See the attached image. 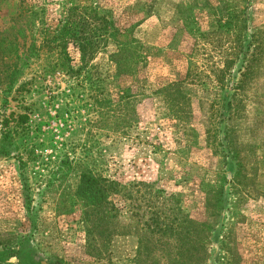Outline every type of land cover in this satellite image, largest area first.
Listing matches in <instances>:
<instances>
[{"label": "rangeland", "instance_id": "1", "mask_svg": "<svg viewBox=\"0 0 264 264\" xmlns=\"http://www.w3.org/2000/svg\"><path fill=\"white\" fill-rule=\"evenodd\" d=\"M86 1L110 34L88 63L92 86L66 96L71 79L39 78L57 57L46 30ZM253 31L263 51L250 73L240 71L252 47L222 76L239 36ZM66 51L77 65L72 42ZM174 82L183 119L158 92ZM233 98L237 111L226 108ZM83 165L135 184L133 194L171 195L201 234L181 248L121 198L109 239L89 251L74 196ZM0 264H264V0H0Z\"/></svg>", "mask_w": 264, "mask_h": 264}, {"label": "trees", "instance_id": "2", "mask_svg": "<svg viewBox=\"0 0 264 264\" xmlns=\"http://www.w3.org/2000/svg\"><path fill=\"white\" fill-rule=\"evenodd\" d=\"M227 23L230 24V21ZM109 26L110 22L106 17L99 15L96 6L92 3L86 1L83 4L71 5L67 10V14L62 19L60 26H57L51 32L49 30L47 32L45 29L46 33L51 35L50 39H47V43H45L48 49L51 48V41L57 40L56 45H54V49H57L55 51L57 57L56 59H52L53 61H47L40 67L39 78L47 80V78L55 77L56 74H61L66 79H71L73 82L68 83L67 91L61 93L66 96H72L80 88L83 90L85 80L92 86L91 79L87 75L88 63L100 51L103 42L110 34ZM260 34L259 31H253L252 33L239 36L237 39L238 49L234 55V60L228 61L227 65L219 70L222 76L229 68L230 63H234L239 58L242 60L245 56H248L246 52L252 47L254 49H251L250 61H246V65L241 66L245 71H240V73L246 72L242 75L244 77H246L247 73H250L256 54L263 51V48L260 46L262 41H258ZM69 42H72L79 52V62L77 65H72L71 59L66 51ZM128 47L125 46L121 51L128 50ZM116 56L117 54H114L113 58H116ZM119 72L124 73V68L120 67ZM244 77L238 78L234 83L232 87L234 91L243 88ZM221 80L223 81V78H220L219 82ZM49 89L51 88L49 87ZM90 89L92 88L90 87ZM158 92L163 96L175 117L179 119L187 117L188 113L184 107L186 95L182 92L179 82L170 83L160 88ZM234 95L236 94H233L232 97ZM121 102H125L126 105L129 104V101L119 100V105L117 106L122 105ZM95 104L102 111L105 110L104 113L111 110V105L113 106L112 102L106 101L105 99H96ZM232 106L236 107L235 110L237 111L241 105H234L233 98L232 102L226 103L227 109H230ZM17 119L18 123L24 124L28 120V115L19 114ZM67 162L70 164L68 159L67 161H63L64 164H67ZM136 184L149 187L148 184L141 182ZM134 185L126 186L120 181L111 179L86 165H83L79 169L78 183L74 196L82 206V217L86 227V247L89 251L98 249L99 242L102 238L104 240L109 239L112 233L111 228L114 219L117 218L120 212L118 201L121 198L132 202L131 216L135 217L138 222L141 221L145 229L155 232L165 239H176L181 248L189 242L187 239L188 236H198L201 234L202 229L200 227L202 225H194L187 218V215L182 213L179 206L171 205V201L173 200L171 195H163L160 191H155L154 193L148 191V197L142 193L140 195H137V193L133 194L132 187ZM136 192H139V190ZM139 201H144V212L147 211L149 214L147 219H142L144 212L139 213V209L143 207ZM212 208L214 210L213 214H216L215 210L217 207L212 204ZM99 252L97 251V253Z\"/></svg>", "mask_w": 264, "mask_h": 264}]
</instances>
